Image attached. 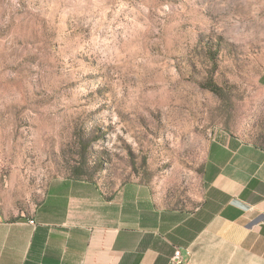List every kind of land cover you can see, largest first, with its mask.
Listing matches in <instances>:
<instances>
[{
	"label": "rangeland",
	"instance_id": "obj_1",
	"mask_svg": "<svg viewBox=\"0 0 264 264\" xmlns=\"http://www.w3.org/2000/svg\"><path fill=\"white\" fill-rule=\"evenodd\" d=\"M263 80L264 0H0V215L57 179L192 201L213 139L264 143Z\"/></svg>",
	"mask_w": 264,
	"mask_h": 264
},
{
	"label": "crops",
	"instance_id": "obj_2",
	"mask_svg": "<svg viewBox=\"0 0 264 264\" xmlns=\"http://www.w3.org/2000/svg\"><path fill=\"white\" fill-rule=\"evenodd\" d=\"M199 182L192 201L171 202L146 181L113 194L53 180L32 214L0 215V264H170L176 248L183 264H264V143L220 134Z\"/></svg>",
	"mask_w": 264,
	"mask_h": 264
},
{
	"label": "built area",
	"instance_id": "obj_3",
	"mask_svg": "<svg viewBox=\"0 0 264 264\" xmlns=\"http://www.w3.org/2000/svg\"><path fill=\"white\" fill-rule=\"evenodd\" d=\"M170 264H183L182 252L180 248H176L170 258Z\"/></svg>",
	"mask_w": 264,
	"mask_h": 264
},
{
	"label": "trees",
	"instance_id": "obj_4",
	"mask_svg": "<svg viewBox=\"0 0 264 264\" xmlns=\"http://www.w3.org/2000/svg\"><path fill=\"white\" fill-rule=\"evenodd\" d=\"M80 171L79 170H77V169H75V170H72V174L74 175V176H78V175H80V173H79ZM88 179V178H87ZM90 180V179H89ZM16 218H19V217H16Z\"/></svg>",
	"mask_w": 264,
	"mask_h": 264
}]
</instances>
